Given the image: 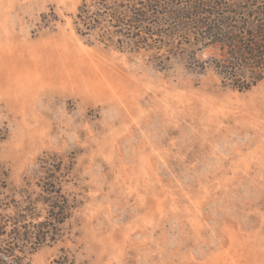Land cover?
Instances as JSON below:
<instances>
[{
	"label": "rangeland",
	"instance_id": "1",
	"mask_svg": "<svg viewBox=\"0 0 264 264\" xmlns=\"http://www.w3.org/2000/svg\"><path fill=\"white\" fill-rule=\"evenodd\" d=\"M81 1L0 0L2 264H264V81L223 83L212 47L84 39ZM51 162L69 218L39 247L11 239L3 222L47 216Z\"/></svg>",
	"mask_w": 264,
	"mask_h": 264
},
{
	"label": "trees",
	"instance_id": "2",
	"mask_svg": "<svg viewBox=\"0 0 264 264\" xmlns=\"http://www.w3.org/2000/svg\"><path fill=\"white\" fill-rule=\"evenodd\" d=\"M73 25L84 39L118 42L117 49L129 42L136 52L163 51L166 60L188 56L198 62L197 51L212 47L218 54L201 63V68L210 65L223 83L248 91L264 81V0H82ZM61 165L48 164L54 172L42 202L47 216L16 228V221L3 222L13 225L11 239L39 247L54 240L56 228L69 218L72 206L52 175ZM10 253V257L21 258Z\"/></svg>",
	"mask_w": 264,
	"mask_h": 264
},
{
	"label": "bare ground",
	"instance_id": "3",
	"mask_svg": "<svg viewBox=\"0 0 264 264\" xmlns=\"http://www.w3.org/2000/svg\"><path fill=\"white\" fill-rule=\"evenodd\" d=\"M48 50L60 62L59 65L60 64L62 66L66 65L70 68L71 71L76 68V62L71 61L72 59L70 57V52L72 51L71 46L64 44V43L63 44L62 43H60V44L56 43L55 45L51 44V46L48 47ZM68 50H70V51H68ZM61 65H60V67H62ZM74 73H76V72H74Z\"/></svg>",
	"mask_w": 264,
	"mask_h": 264
}]
</instances>
